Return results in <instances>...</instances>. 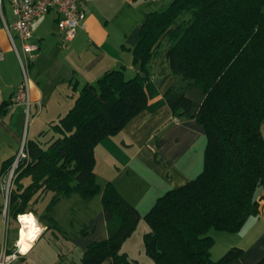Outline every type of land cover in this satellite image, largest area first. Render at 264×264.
<instances>
[{"label": "trees", "instance_id": "1", "mask_svg": "<svg viewBox=\"0 0 264 264\" xmlns=\"http://www.w3.org/2000/svg\"><path fill=\"white\" fill-rule=\"evenodd\" d=\"M145 15L131 53L137 73L126 78L122 68L105 72L78 91L73 106L49 130L27 140L11 175L7 215L16 220L34 212L35 200L45 192L53 193L49 206L73 193L85 200L99 194L108 236L90 242L79 264H130L120 249L141 217L113 185H98L94 146L145 109L165 104L176 117L191 116L185 91L194 87L203 94L192 116L206 136L202 171L155 201L143 217L149 227L143 249L153 264H242L243 250L236 246L210 259L214 240L208 232H237L259 209L264 0H170ZM158 61L181 84L153 102L158 93L149 66ZM50 130L52 136L41 141ZM15 159L1 163V177ZM24 178L30 179L26 186Z\"/></svg>", "mask_w": 264, "mask_h": 264}, {"label": "crops", "instance_id": "2", "mask_svg": "<svg viewBox=\"0 0 264 264\" xmlns=\"http://www.w3.org/2000/svg\"><path fill=\"white\" fill-rule=\"evenodd\" d=\"M161 1L94 0L83 4L86 15L83 26L66 44L58 32L54 11L36 19L32 41L39 49L30 66L33 77L28 83V103L14 101L20 89L21 69L16 68L14 72L4 64L0 67V168L2 162L18 154L22 142L21 123L28 106L32 114L30 136L35 139L70 110L83 86L94 85L111 70L122 68L128 78L137 73L131 53L139 27L149 10L164 4ZM13 19L12 12V19L6 23L12 24ZM11 45L0 21V50L12 52L11 60L18 63ZM16 45L14 38V47L22 55L21 47ZM149 72L150 80L157 85L158 95L153 102L162 99L172 85L181 84L162 61L149 66ZM185 92L193 105L191 116L176 117L165 104L145 109L116 135L94 146L93 173L98 185H113L141 217L120 249L130 264H153L143 249L142 235L149 231L143 217L155 201L165 192L195 179L202 171L206 136L202 125L192 116L199 109L203 94L194 87ZM39 122H47L49 127L46 123L40 127ZM260 127L264 133V124ZM50 134H53L51 130L46 135ZM29 182V178L21 181L23 186ZM5 183V177L0 175V250L4 247V254L13 252L16 242L21 250L8 264H79L90 242L107 238L99 194L85 200L73 193L49 206L53 193L45 192L35 200L34 212L18 215L15 220L7 215L13 184L10 182L6 194ZM256 195L258 213L247 218L240 230L214 232L210 259L217 260L233 246L243 250L242 264H257L264 258V188ZM24 215L33 217L36 230L21 228L20 217Z\"/></svg>", "mask_w": 264, "mask_h": 264}, {"label": "built area", "instance_id": "3", "mask_svg": "<svg viewBox=\"0 0 264 264\" xmlns=\"http://www.w3.org/2000/svg\"><path fill=\"white\" fill-rule=\"evenodd\" d=\"M94 0H8L10 8L14 15L13 23L9 24L4 21L2 14V2L0 0V21L3 28L8 35V39L12 44L15 53L16 60H18L21 73L23 76L22 86L19 89L15 102L28 103L29 101V78L28 71L34 61L36 52L39 49L37 43L32 41L33 38V25L37 21V18L46 15L50 11H54L57 15V29L60 33L63 44H66L73 40L76 35V30L83 26L86 17L85 11L83 10V4L93 2ZM19 40L22 55H19L16 48L14 47V35ZM3 55L0 50V63L3 61ZM23 151L20 150L7 175H5L6 183L4 184L3 190L6 194L9 192L10 182L12 179L14 168L17 165V161L23 157ZM21 251L18 243H15V251L4 254L0 253V264H8L17 257L18 252Z\"/></svg>", "mask_w": 264, "mask_h": 264}, {"label": "rangeland", "instance_id": "4", "mask_svg": "<svg viewBox=\"0 0 264 264\" xmlns=\"http://www.w3.org/2000/svg\"><path fill=\"white\" fill-rule=\"evenodd\" d=\"M169 1L170 0H162L161 2H163L164 4H167V3H169ZM10 6L11 5L8 2V0H3L2 7H1L2 8V14H3L4 18L6 19L5 21H7V22L10 19H12V8H10ZM13 35H14L15 40H16V44H17L16 46L19 47V45H20L19 40L17 39L15 34H13ZM2 55H3L4 59H3V62L0 63V67L4 64L5 67H7L9 69V71L14 70V72H15L16 68H17V70H20V67H18L19 63H15L16 61L14 62V60H11V58H14V54H12V52L10 54L3 52ZM28 72H29L28 73V78H29V80H31L33 76H32V72H31L30 68H29ZM19 74H20V79H19V81H20L19 83L20 84H18V85H19V88H21V86H22L21 84H22V81H23V76H22L21 72H19ZM128 77L129 76H126V78H128ZM5 98H7V96ZM28 109H29V106L26 109L27 113H26V111L24 112L25 113V117H24V120L21 123L22 124V136H21L22 137V142H21V147L18 148V153L20 152V150L24 151L23 149H24V146H25L27 140L32 139V136H30V135H32L31 133L33 132L32 128H31L32 126L30 124V120L32 118V114L28 111ZM42 124H45L46 127H49L48 126L49 124L47 122H41V124L39 122L38 126L40 125V127H42L41 126ZM44 131H46V130H44ZM46 134L41 136V139H42L41 141H44V140L46 141V140L49 139L50 136L48 137ZM8 142H10V144L12 143V141L10 139H8ZM214 232H222V231L211 230L208 233H209V235L211 237H213V235L215 234ZM14 237H15V234H13V238ZM16 237H17V235H16ZM4 251L5 250H4V247H3V249L0 250V253H3Z\"/></svg>", "mask_w": 264, "mask_h": 264}, {"label": "bare ground", "instance_id": "5", "mask_svg": "<svg viewBox=\"0 0 264 264\" xmlns=\"http://www.w3.org/2000/svg\"><path fill=\"white\" fill-rule=\"evenodd\" d=\"M20 222L22 224L21 228H23V230H26V228H30L31 230H36L35 229V223H34V219L31 215H24L20 217ZM23 236V233L21 232V238ZM25 249V247H24ZM1 262V259H0Z\"/></svg>", "mask_w": 264, "mask_h": 264}]
</instances>
